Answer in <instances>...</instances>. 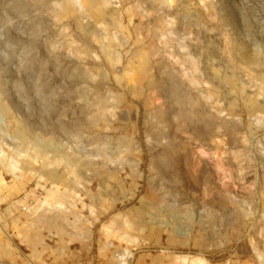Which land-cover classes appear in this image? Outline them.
<instances>
[{"label": "rangeland", "instance_id": "obj_1", "mask_svg": "<svg viewBox=\"0 0 264 264\" xmlns=\"http://www.w3.org/2000/svg\"><path fill=\"white\" fill-rule=\"evenodd\" d=\"M0 264H264V0H0Z\"/></svg>", "mask_w": 264, "mask_h": 264}, {"label": "bare ground", "instance_id": "obj_2", "mask_svg": "<svg viewBox=\"0 0 264 264\" xmlns=\"http://www.w3.org/2000/svg\"><path fill=\"white\" fill-rule=\"evenodd\" d=\"M14 169V168H13ZM46 198V197H45ZM44 203L45 204H47L48 206H51L50 204H48V202L47 201H44ZM41 206V205H40ZM54 206V205H53ZM55 207H57V205L55 206ZM60 207V206H59ZM43 209H45V207L43 208ZM47 210V209H46ZM55 211V210H54ZM56 216H57V214H56Z\"/></svg>", "mask_w": 264, "mask_h": 264}, {"label": "built area", "instance_id": "obj_3", "mask_svg": "<svg viewBox=\"0 0 264 264\" xmlns=\"http://www.w3.org/2000/svg\"><path fill=\"white\" fill-rule=\"evenodd\" d=\"M22 209H23V210H25V211H27V208H26V206H24Z\"/></svg>", "mask_w": 264, "mask_h": 264}]
</instances>
